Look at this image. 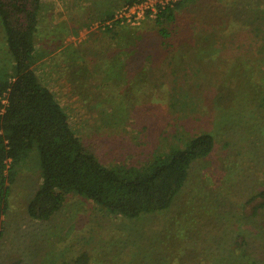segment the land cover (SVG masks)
<instances>
[{"label": "rangeland", "instance_id": "rangeland-1", "mask_svg": "<svg viewBox=\"0 0 264 264\" xmlns=\"http://www.w3.org/2000/svg\"><path fill=\"white\" fill-rule=\"evenodd\" d=\"M54 1L42 3L34 69L103 163L142 165L202 132L215 145L170 207L138 217L71 191L52 218H32V153L7 179L0 264H264V208L252 200L264 187V0L190 1L167 38L150 17L115 39L100 17L78 25ZM103 46L117 49L99 57L104 69L93 59ZM13 62L0 23V68Z\"/></svg>", "mask_w": 264, "mask_h": 264}, {"label": "trees", "instance_id": "trees-1", "mask_svg": "<svg viewBox=\"0 0 264 264\" xmlns=\"http://www.w3.org/2000/svg\"><path fill=\"white\" fill-rule=\"evenodd\" d=\"M133 1L111 2L99 14L81 12L79 19H76L78 14L70 16L73 23L82 26L96 17L106 20L116 8ZM190 1L194 0H179L154 17L164 38L170 36L166 25L176 22L178 10ZM42 3L43 0H0V23L14 60L11 70L0 68V213L9 206L7 179H14L22 162L34 152L39 157L42 174L40 187L27 206L28 214L34 219L52 218L71 191L125 217L170 207L189 178L192 162L213 150V134L202 132L192 136L185 146L174 145L167 153L161 152L142 165L103 163L85 146L55 93L34 69ZM66 25L62 28H67ZM122 25L126 24L117 21L101 30L115 39ZM107 50L105 53L103 46L102 55L93 56L95 66L104 69L105 62H100L99 57L117 51L110 46ZM255 199L257 207L264 208V187L254 195L252 200Z\"/></svg>", "mask_w": 264, "mask_h": 264}, {"label": "built area", "instance_id": "built-area-1", "mask_svg": "<svg viewBox=\"0 0 264 264\" xmlns=\"http://www.w3.org/2000/svg\"><path fill=\"white\" fill-rule=\"evenodd\" d=\"M177 1L179 0H134L116 8L110 18L97 21L96 26H112L117 21L138 25L147 18L155 17L160 11L174 6Z\"/></svg>", "mask_w": 264, "mask_h": 264}, {"label": "crops", "instance_id": "crops-1", "mask_svg": "<svg viewBox=\"0 0 264 264\" xmlns=\"http://www.w3.org/2000/svg\"><path fill=\"white\" fill-rule=\"evenodd\" d=\"M57 1V2H56ZM119 0H55L54 2H56L55 7L59 10L61 8H63V6H61V4L59 5V3H64L67 6V10L70 9L67 13L68 14H78L80 15L81 11L80 8L82 7V5L87 6L88 11H90V14H99L101 13L102 10H104L105 7L108 6V4H110L111 2L113 4H115L116 2H118ZM82 2V3H81ZM59 5V6H58ZM91 5V7H89ZM61 7V8H58Z\"/></svg>", "mask_w": 264, "mask_h": 264}]
</instances>
